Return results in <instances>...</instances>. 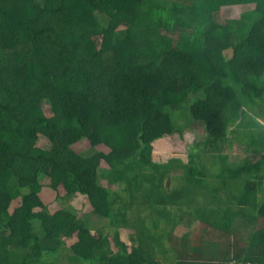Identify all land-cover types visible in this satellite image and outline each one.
<instances>
[{"label": "trees", "instance_id": "1", "mask_svg": "<svg viewBox=\"0 0 264 264\" xmlns=\"http://www.w3.org/2000/svg\"><path fill=\"white\" fill-rule=\"evenodd\" d=\"M262 117L264 0H0V264H264Z\"/></svg>", "mask_w": 264, "mask_h": 264}, {"label": "rangeland", "instance_id": "2", "mask_svg": "<svg viewBox=\"0 0 264 264\" xmlns=\"http://www.w3.org/2000/svg\"><path fill=\"white\" fill-rule=\"evenodd\" d=\"M252 6H253L252 4L225 5L221 8V11H222L223 16L226 18H237L241 12H243L244 10L248 8H251ZM177 32L178 30L175 31L174 34L176 35ZM175 115L176 117H178V114H175ZM259 119L260 118L257 119L258 125H261V124L264 125V123L261 122V121H264V117L261 118V121ZM251 134H254L253 135L254 138L257 137L262 140V138L264 137V129H261L259 127L257 128L254 127V129H251ZM244 135H247V134L245 132L237 134L239 138H242ZM202 137H203L202 126L198 123L193 122L191 127L185 131V140L182 142L178 141L179 143L176 145V148H175V156L180 157L182 160L186 161L187 153L189 152L188 145L192 143H196V142L198 143L199 141L201 142ZM40 142L41 144L44 143L43 140H40ZM75 146H76V149L82 153H91L94 151V150L89 149L85 142H80L79 144ZM97 149L103 150L105 149V147L99 146ZM243 151L244 150H240L238 147L234 146L233 147V157L230 158V160L233 159V160L240 161L239 159L241 158L239 157L243 155ZM100 181L103 185L110 186V184L105 179L100 178ZM42 197L45 202L46 208L49 212H54L60 207V202L59 200L56 199V192L53 191L51 188L45 187L42 193ZM18 203H19V199L14 200L11 208L15 207ZM70 204L73 206V208L77 211L79 215L85 214L87 216V220L89 221L88 223H89V227L91 229L92 234L96 235V233H98L99 231L104 230V233L108 234V236L111 237L110 230L107 227L103 229L107 221L105 219H99L95 217V215L92 212V207L86 198L80 195L75 196L71 200ZM127 231H124V232L122 231L121 233L122 239L130 241L129 232L127 233ZM129 249H131V247ZM73 264H76V263H73Z\"/></svg>", "mask_w": 264, "mask_h": 264}]
</instances>
